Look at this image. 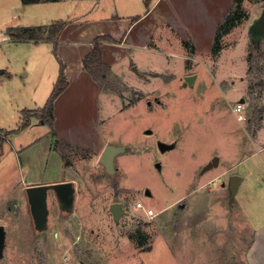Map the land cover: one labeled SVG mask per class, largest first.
I'll return each instance as SVG.
<instances>
[{"label": "rangeland", "instance_id": "rangeland-1", "mask_svg": "<svg viewBox=\"0 0 264 264\" xmlns=\"http://www.w3.org/2000/svg\"><path fill=\"white\" fill-rule=\"evenodd\" d=\"M263 10L264 0H242L234 26L210 60L190 53L170 69L150 71L147 64L158 63L150 56L138 70L133 62L119 74L108 69L107 79L100 80L108 93L99 100L100 128L108 143L125 144L127 150L116 156L117 171L110 174L99 162L102 151L62 143L66 163L80 174L77 197L67 212L54 190L48 191L44 232L32 217L26 188L66 179L61 153L50 151V141L41 139L53 128L35 118L36 127L19 141L36 145L23 149L6 131L8 138L0 141V225L6 229L0 264H246L245 251L254 241L243 216L247 183L233 193L230 178L244 176L245 157L256 149L254 132L264 128V36L249 32ZM58 12L0 0V17L7 13L28 24L40 14L53 21ZM202 21L213 23L207 13ZM208 33L198 39L200 47L215 41ZM54 59L43 43L0 41V69L10 73L0 77V104L10 97L16 107V90L25 86L29 100L24 105L34 106L31 95L45 105L54 87L50 77L59 72L52 68ZM194 73V85H184V76ZM40 84L43 96H35ZM239 101L244 102L241 113L235 111ZM96 104L77 102L70 120L60 116L68 139L96 145ZM159 140L175 147L161 151ZM215 156L218 166L204 170ZM116 201L127 211L118 222L110 207ZM139 201L154 209V216L137 207Z\"/></svg>", "mask_w": 264, "mask_h": 264}, {"label": "crops", "instance_id": "crops-1", "mask_svg": "<svg viewBox=\"0 0 264 264\" xmlns=\"http://www.w3.org/2000/svg\"><path fill=\"white\" fill-rule=\"evenodd\" d=\"M233 2L234 0H207V2L205 0L43 1L32 4L46 5L51 11L59 9L58 13L52 14L53 21H49L45 15L40 14V16L35 17L34 21H31L33 24H28V22H23L20 19L14 20L7 13H4L0 17V41L9 40L13 43L30 42L35 46L43 43L46 49L55 56L54 64H52L54 71L59 67L60 72L62 63L65 66L68 86L55 100L54 129L41 138L44 139L43 141H50V151L52 150L53 152L54 150L61 156L62 152L59 148L61 143L91 151H103L109 141L100 128L99 100L103 94L108 93L100 82L85 69L83 61L85 55L92 49L96 38L98 36L109 37L107 40L102 41L103 60L109 70L117 74L122 73L128 66L130 67L132 62L137 64L134 69L138 70L137 68H140L141 64L144 66L143 62L147 61L150 56H156L158 60L155 65L147 64L146 70L150 71L156 70L157 67L170 69L174 62L185 61L190 53L194 54L192 58L198 56L209 59L214 42H211L208 46L200 47L198 39L203 36V32L207 29H209V33L206 36L215 38L216 29L230 10ZM22 4L32 5L24 4L23 1ZM207 6L209 7L207 8ZM204 13L208 14L209 19H213V23L210 26L202 21ZM58 21L66 22L58 40L14 39L7 31L12 27L30 26H42L47 29L50 24ZM187 42L194 47L193 51L191 48H189L190 50L188 49L186 46ZM55 44H57L56 51L54 50ZM57 63L58 66H55ZM59 72L58 75L55 72L52 73V77H50V79L53 78L51 85L54 86ZM4 74L10 75L4 68L0 69V77ZM28 74L29 71L26 72V76ZM3 83L4 80L0 79V87ZM42 90V84L37 85L34 89L35 94H33L35 96L42 95ZM48 92H50V86L46 93ZM16 95L18 99L16 107H13V99L10 97L5 100V105L0 104V106H5V110L0 112V134H4L3 136L8 138L5 133L8 131L7 135L10 137L14 136L19 142V149H23L24 146L31 147L36 145V141H31L25 145L19 141V137L22 133L33 130L36 127L35 125H37L34 120L35 118L38 119L35 115L31 116L30 124L23 129L17 130L23 121V110L37 109L42 106L32 95L30 96V101L33 102L34 106L29 107V105L23 104L29 100L25 86L16 90ZM92 96L95 99H92ZM95 100L97 103L95 105V116L99 117L98 123L94 126V139H97L96 145L82 144L68 139L67 134L62 130L66 128V124L64 127L61 125L60 116L64 118V115H66L65 118L70 120L74 114L72 110H75L77 102H87V106H90ZM64 106L66 107L65 109ZM10 115L11 120L5 122V116L9 117ZM44 123V121L41 122L42 125ZM71 124L72 121L68 122V128ZM252 141L256 149L245 157V174L242 176L243 178L240 176L241 179L238 183L237 191L240 189L241 183L246 181L243 216L247 228L254 231V241L245 251V263L264 264V128H257ZM8 142L11 144L12 149L16 151L18 147L15 148L13 146L11 138ZM60 161L63 164L66 179L59 178L60 180H52L49 181L52 183L46 182V184L64 181L72 182L76 189V200L77 186L79 185L76 178H79L80 174L73 165L66 163L63 155ZM39 184H43V182ZM27 186H31V184H27Z\"/></svg>", "mask_w": 264, "mask_h": 264}, {"label": "trees", "instance_id": "trees-1", "mask_svg": "<svg viewBox=\"0 0 264 264\" xmlns=\"http://www.w3.org/2000/svg\"><path fill=\"white\" fill-rule=\"evenodd\" d=\"M22 1L24 4H32L43 1H55V0H22ZM241 1L242 0H234L230 10L218 25L215 41L213 45V50H212L213 55L219 53V51L222 48L221 45L222 36L228 33L231 30V28L234 26L239 10L241 8ZM65 25H66L65 21H58L50 24L47 27V29L42 26H30V27H12L9 28L7 31L8 34H10V36H12L14 39H35L36 41L47 40V39L58 40L60 33ZM108 38L109 37L107 36H98L95 42L93 43L92 49L85 55L83 60L85 69L89 71L92 74V76L99 82H101L102 80H106L107 77L109 76L108 74L109 68L103 60V53H102V41L107 40ZM186 46L191 48L193 51L194 47L190 45L189 42L186 43ZM56 48H57V44H55V49H54L55 51ZM261 57L262 54L260 53L258 55V60H260ZM252 65L254 66V64ZM100 84L102 85V83ZM67 86H68V79L65 73V66L62 63L60 67L58 79L54 83L53 90L45 105L37 109H24L23 121L19 125L17 130L27 127L30 124L31 116L33 115L39 117L44 122L49 123L51 127L54 129L55 100L60 95V93L64 91V89ZM4 139H6V137L0 134V141H3ZM60 145L63 144L61 143ZM63 156L65 159H67V154L65 153V151L63 152ZM140 242L144 244V239L140 240Z\"/></svg>", "mask_w": 264, "mask_h": 264}, {"label": "water", "instance_id": "water-1", "mask_svg": "<svg viewBox=\"0 0 264 264\" xmlns=\"http://www.w3.org/2000/svg\"><path fill=\"white\" fill-rule=\"evenodd\" d=\"M249 32L253 36H264V10L259 18H256L249 29ZM136 69V68H135ZM198 78V74H189L184 76V85H194L195 81ZM244 100V99H243ZM242 100V101H243ZM152 132L151 129L147 130ZM159 148L161 151H166L175 147V143H167L162 140L158 142ZM127 150V145L125 144H114L108 143L104 147L99 161L105 167L106 171L110 174H115L117 171L115 165L116 156ZM219 157H214L207 165H205L204 170L210 169L214 166H218ZM159 165V164H158ZM241 177L239 175H232L230 178V189L233 193H236L238 189V183ZM54 190L60 208L67 212H72L75 205V194L76 189L72 182L64 181L58 182L55 184H41V185H31L26 188L30 210L32 217L35 221L38 231L44 232L48 227V191ZM147 194L151 195V191L147 190ZM123 202L116 201L111 204V211L113 212L115 220L117 222L120 220L122 214H126L127 211L123 208ZM6 246V229L3 225H0V258L4 254V249Z\"/></svg>", "mask_w": 264, "mask_h": 264}, {"label": "built area", "instance_id": "built-area-1", "mask_svg": "<svg viewBox=\"0 0 264 264\" xmlns=\"http://www.w3.org/2000/svg\"><path fill=\"white\" fill-rule=\"evenodd\" d=\"M243 110H244V102L239 101L235 106V111L241 113V111H243ZM137 207L143 208L145 210V212L147 213V215H149V216H154V214H155L154 209H152V208L146 209L144 204L141 201H139L137 203Z\"/></svg>", "mask_w": 264, "mask_h": 264}]
</instances>
